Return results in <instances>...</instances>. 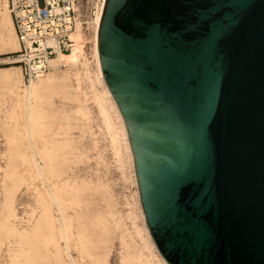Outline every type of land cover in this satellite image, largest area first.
<instances>
[{"label": "water", "instance_id": "1", "mask_svg": "<svg viewBox=\"0 0 264 264\" xmlns=\"http://www.w3.org/2000/svg\"><path fill=\"white\" fill-rule=\"evenodd\" d=\"M105 82L168 264H264V0H106Z\"/></svg>", "mask_w": 264, "mask_h": 264}, {"label": "rangeland", "instance_id": "2", "mask_svg": "<svg viewBox=\"0 0 264 264\" xmlns=\"http://www.w3.org/2000/svg\"><path fill=\"white\" fill-rule=\"evenodd\" d=\"M100 1L79 0L78 60L63 58L29 84L12 62L20 44L0 0V264H167L99 74Z\"/></svg>", "mask_w": 264, "mask_h": 264}, {"label": "built area", "instance_id": "3", "mask_svg": "<svg viewBox=\"0 0 264 264\" xmlns=\"http://www.w3.org/2000/svg\"><path fill=\"white\" fill-rule=\"evenodd\" d=\"M8 6L20 44L12 62L20 64L31 84L54 69L62 55L72 53L79 0H8Z\"/></svg>", "mask_w": 264, "mask_h": 264}, {"label": "bare ground", "instance_id": "4", "mask_svg": "<svg viewBox=\"0 0 264 264\" xmlns=\"http://www.w3.org/2000/svg\"><path fill=\"white\" fill-rule=\"evenodd\" d=\"M105 3H106V0H102V1H100V4H99V11H98V14H97V20H96V28H95V43H94V50H95V56H96V60H97V65H98V69H99V74H100V76L102 77V79L103 80H105L104 79V75H103V71H102V65H101V59H100V54H99V30H100V23H101V19H102V14H103V11H104V7H105ZM94 23V22H93ZM79 21H78V25H77V32H76V34H75V38H74V41H75V47H74V49H73V51H72V53L71 54H66V55H62L57 61H55L54 62V64H59V65H61V63H60V60L61 59H63V58H66V59H69V60H71V61H73V62H76L77 60H78V51H80L81 50V48H79V37H78V35H79ZM78 38V39H77ZM19 42V41H18ZM45 76V75H44ZM43 76V77H44ZM41 79V78H40ZM35 82V81H34ZM34 82H32V83H34ZM105 82V81H104ZM31 83V84H32ZM106 83V82H105ZM107 85V84H106ZM109 88H107V91H108V93H109V95L111 96L112 94H110L111 92H110V90H108ZM113 96H111V98H112ZM112 99H114V98H112ZM112 101H115V100H112ZM28 102V101H27ZM116 102V101H115ZM114 102V103H115ZM117 103H115V106H116V109L118 110V113H119V116H120V119H121V121H122V124H123V127H124V130L126 131L127 130V127L125 128V125L126 124H124L125 123V121H123L124 119H122L123 118V116H121L122 114H120L121 112H119L120 111V109H118L119 107H117L118 105H116ZM128 133V132H127ZM127 137V136H126ZM129 137V136H128ZM128 141V140H127ZM129 142H130V140H129ZM128 145V144H127ZM130 147H131V145H130ZM132 150V149H131ZM131 153V152H130ZM132 154H133V152H132ZM134 157V156H133ZM132 160V159H131ZM140 199V198H139ZM140 201H141V199H140ZM143 216H145L144 214H143ZM144 221L146 222V218L144 217ZM146 224H147V222H146ZM146 229H147V231L149 230V228H148V225H146ZM149 232V235H150V237H152L151 236V234H150V231H148ZM153 239V238H152ZM154 241V240H153ZM154 244H155V242H154ZM155 246H156V244H155ZM157 248V247H156ZM158 250V249H157ZM158 252H159V250H158ZM160 253V252H159ZM161 255V254H160ZM162 256V255H161ZM163 258V257H162ZM164 259V258H163ZM165 260V259H164ZM166 261V260H165ZM167 263V262H166ZM168 264V263H167Z\"/></svg>", "mask_w": 264, "mask_h": 264}]
</instances>
